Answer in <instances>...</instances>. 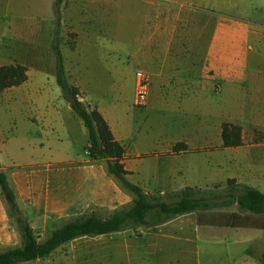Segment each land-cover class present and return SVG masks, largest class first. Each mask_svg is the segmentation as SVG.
Segmentation results:
<instances>
[{
	"label": "crops",
	"instance_id": "crops-1",
	"mask_svg": "<svg viewBox=\"0 0 264 264\" xmlns=\"http://www.w3.org/2000/svg\"><path fill=\"white\" fill-rule=\"evenodd\" d=\"M135 1L141 5L138 50L144 49L150 65L144 69L149 76L147 104L176 105L198 122L183 121L188 128L180 139H165L159 146L146 147L142 143L150 138L140 137L144 147L139 148L129 143L124 119L115 120L97 103L86 102L83 89L73 84L81 93L78 98L101 113L123 146L125 178L162 196L184 187L221 185L227 178L264 192V152L223 145L219 127L218 143L206 144L211 128L199 116L241 120L264 130V76L259 77L264 69L249 68L251 57L264 56L253 45L255 41L264 48V0ZM108 18L102 20L106 26ZM107 31L105 41H116L112 30ZM27 85L26 79L13 87ZM54 93L59 107L40 93L34 100H0V171L13 193L16 214L37 240L91 213L108 218L129 207L134 197L104 160L89 159L87 137L83 155L69 149L71 140L62 139L65 123L57 114L64 102L59 91ZM211 98L216 104L212 115L205 107ZM177 142L184 146L175 152ZM21 244L15 216L0 189V252ZM19 264H264V229L197 224L196 212H188L154 226L76 237L45 257Z\"/></svg>",
	"mask_w": 264,
	"mask_h": 264
},
{
	"label": "rangeland",
	"instance_id": "rangeland-1",
	"mask_svg": "<svg viewBox=\"0 0 264 264\" xmlns=\"http://www.w3.org/2000/svg\"><path fill=\"white\" fill-rule=\"evenodd\" d=\"M56 1L59 16L54 11ZM114 1L112 3V0H0V65L17 63L24 65L28 84L26 87H12L0 91V100L3 102L14 98L34 100L40 93L53 106L59 107L54 92L60 90L54 78V56L50 47L54 32L58 30L67 81L71 85L75 83L80 85L86 102L97 103L115 120L124 119L132 137L129 142L131 145H138L139 148L144 145L159 146L165 139H180L181 133L188 128L185 123L182 124L183 121L191 124L198 122L192 115L187 111H181L176 105L147 104V99L144 103H135L136 73L142 71L149 81L148 73L144 69L150 68L143 56L144 49L138 50L140 41L137 40L136 18L141 5L135 0ZM109 14L111 16H108ZM106 15L109 17L107 26L102 21ZM73 19H76L78 24L76 21L73 22ZM108 28L112 30L111 35L116 41H105L109 34ZM87 29L91 31L84 33ZM253 45L255 52L264 54L261 45L255 41ZM161 60L162 58H159V63ZM250 66H258L263 70L264 56L251 57L249 68ZM262 75L264 76L263 72L259 77ZM59 96L64 102V107L57 109L59 118L65 123L62 139L69 138L71 140L69 149L83 155V145L87 136L86 131L83 135L81 130H85V127L81 119L66 107V99ZM210 100V104L205 107L212 115L216 104L214 99ZM48 109L47 106L46 110ZM2 115L3 112H0V116ZM199 116L202 123L203 117H206V124L211 128L206 144L218 143L219 127L221 135L224 128L229 142L235 141L239 136L240 144L231 146H239L240 150L256 154L264 152V130H261L260 126L251 123L247 125L241 120L214 121L213 116L204 115L202 112ZM74 120L77 122L76 125ZM140 137L150 138V142L146 143L144 140L142 145ZM224 186L223 183L220 188ZM213 188L214 185H210L206 189ZM228 212H237L236 206L216 207L198 211V214L202 222L207 223L218 222L221 218L219 214Z\"/></svg>",
	"mask_w": 264,
	"mask_h": 264
},
{
	"label": "trees",
	"instance_id": "trees-1",
	"mask_svg": "<svg viewBox=\"0 0 264 264\" xmlns=\"http://www.w3.org/2000/svg\"><path fill=\"white\" fill-rule=\"evenodd\" d=\"M54 11L59 16L58 1L54 4ZM50 47L54 56V78L61 96L66 101H71L69 103L71 110L81 119L87 130L86 150L89 159L104 160L108 171L134 197L129 207L115 211L108 218L103 219L91 213L62 223L45 239L37 240L29 224L16 214L13 193L4 173L0 171V189L10 213L15 216L22 238L19 247L0 252V264H19L37 257H45L59 245L76 237L154 226L188 212H196L197 224L205 223L202 222L198 211L231 205L236 206L237 212L219 214L221 218L218 222H207V224L264 229V192L251 185L239 183L234 178H227L224 188H220L219 184L214 185L213 189L184 187L164 197L145 192L138 185L128 181L121 162L125 153L123 146L114 139L101 113L95 107L83 103L78 98V88L67 81L58 30L54 32ZM26 79L24 65L18 63L0 65V91L18 86ZM224 127L226 128V124ZM221 137L225 146L240 144L239 136L235 141L229 142L224 128ZM181 146L184 145L177 142L172 150L176 152Z\"/></svg>",
	"mask_w": 264,
	"mask_h": 264
},
{
	"label": "built area",
	"instance_id": "built-area-1",
	"mask_svg": "<svg viewBox=\"0 0 264 264\" xmlns=\"http://www.w3.org/2000/svg\"><path fill=\"white\" fill-rule=\"evenodd\" d=\"M149 89L148 78L142 71L136 73V82H135V103L140 104L144 103Z\"/></svg>",
	"mask_w": 264,
	"mask_h": 264
},
{
	"label": "water",
	"instance_id": "water-1",
	"mask_svg": "<svg viewBox=\"0 0 264 264\" xmlns=\"http://www.w3.org/2000/svg\"><path fill=\"white\" fill-rule=\"evenodd\" d=\"M71 101H68V103H70Z\"/></svg>",
	"mask_w": 264,
	"mask_h": 264
}]
</instances>
